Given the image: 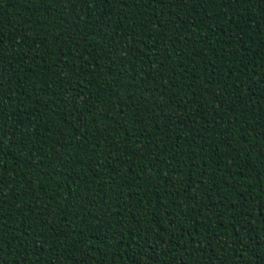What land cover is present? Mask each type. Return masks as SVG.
I'll list each match as a JSON object with an SVG mask.
<instances>
[{
  "label": "trees",
  "instance_id": "16d2710c",
  "mask_svg": "<svg viewBox=\"0 0 264 264\" xmlns=\"http://www.w3.org/2000/svg\"><path fill=\"white\" fill-rule=\"evenodd\" d=\"M0 264H264V0H0Z\"/></svg>",
  "mask_w": 264,
  "mask_h": 264
}]
</instances>
